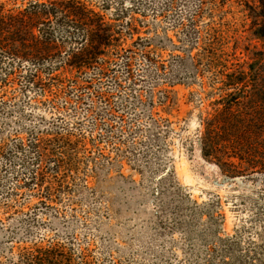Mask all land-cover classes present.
Wrapping results in <instances>:
<instances>
[{
	"label": "rangeland",
	"instance_id": "374dc122",
	"mask_svg": "<svg viewBox=\"0 0 264 264\" xmlns=\"http://www.w3.org/2000/svg\"><path fill=\"white\" fill-rule=\"evenodd\" d=\"M2 1L9 7L13 1L22 5L20 0ZM81 2L103 11L107 21L121 11L130 13L127 21L134 18L138 31L125 35L123 42L124 47L137 52L133 75L142 82L133 89L120 72L124 87L104 89L110 96L114 129L98 149L94 146L100 130L95 131L92 120H85L86 108L78 115H63L66 125H61L62 129L74 134L72 140L84 136L87 147L79 156V176L75 181L68 179L70 191L58 196V203L49 202L52 208L46 210L43 220L60 215L51 230H75V236L92 249V264H264V176L246 172L228 177L233 175L224 174L214 162L205 160L199 142L203 131L200 115L213 111L208 104L215 98L201 109L186 104L193 89L169 85L177 77L181 82L193 78L188 64L181 63L178 56H186L183 52L189 50L190 40L191 44L198 43L200 38L201 49L207 32L215 28L238 29L241 49L253 45L262 48L261 41L249 37L248 27H242L249 7L241 0ZM196 13H201L197 19L200 37H187L178 25ZM133 40L152 44L156 65L144 60ZM93 75L90 69L86 78ZM100 87L96 82L92 92L102 91ZM165 95L178 102L179 111L162 105ZM13 96L12 88L0 87V103L7 101L6 109L0 107V140L23 125L35 123L22 116L31 112L29 107L13 109ZM23 99L18 100L24 108ZM96 108L100 111L105 104L96 101ZM33 112L48 123L55 117L44 105ZM247 162L260 164L264 159L252 157ZM2 166L0 160V187L5 181L6 188L11 189L14 182H7ZM29 197L19 196L16 201V197L10 199L0 192V219L14 228L13 232L0 229V253L9 248L11 233L14 238L26 236L25 227L10 219L14 211L5 204L20 210ZM35 229L37 233L47 232L45 228Z\"/></svg>",
	"mask_w": 264,
	"mask_h": 264
},
{
	"label": "trees",
	"instance_id": "16d2710c",
	"mask_svg": "<svg viewBox=\"0 0 264 264\" xmlns=\"http://www.w3.org/2000/svg\"><path fill=\"white\" fill-rule=\"evenodd\" d=\"M20 1L22 5L13 1L9 7L7 1L0 0V87L12 88L13 109L29 107L31 112L22 116L35 123L23 125L0 140L6 180L14 182L11 189L2 182L0 192L10 199L16 197V201L19 196L30 197L20 210L5 204L14 211L10 219L25 227L26 236L14 238L11 233V244L0 253V264H92L93 251L75 236V230H51L60 215L49 216L47 222L42 216L52 208L49 202L58 203V196L70 191L68 179L75 181L79 176V156L87 147L84 136L72 140L74 134L62 129L61 125H66L63 115H78L86 108L85 120H92L95 131L100 130L94 146L98 149L114 129L110 96L104 89L124 87L120 72L133 89L142 82L133 75L137 52L124 47L123 42L125 35H133L138 28L134 18L126 20L128 12L121 11L107 21L103 11L81 0ZM241 1L249 7L242 27H248L249 37L261 41L262 48L253 45L241 49L238 29L230 32L215 28L207 32L199 49L197 19L201 13H196L178 25L187 37L199 38L198 43L189 41V50L183 52L186 56H178L181 63L188 64L193 78L181 82L177 77L169 85L193 89L186 104L201 109L215 98L208 104L213 111L200 115L203 131L199 142L205 160L233 175L226 174L228 177L244 176L246 172L264 176V163L247 162L252 157L264 159V0ZM132 43L141 49L149 65H156L150 42ZM197 48L199 52L193 56ZM178 49L173 44V50ZM90 69L94 75L86 78ZM96 82L102 91L92 92ZM21 96L24 108L19 104ZM96 101L104 103L105 108L97 110ZM163 103L179 111L178 102L169 96L165 95ZM6 104L2 101L1 109H6ZM41 105L53 111L52 123L33 112ZM35 228L47 232L37 233ZM0 229L13 232L14 228L0 219Z\"/></svg>",
	"mask_w": 264,
	"mask_h": 264
}]
</instances>
